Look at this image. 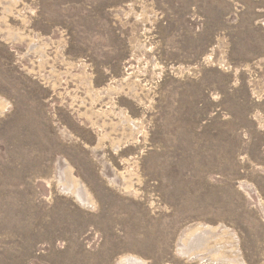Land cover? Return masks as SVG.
I'll use <instances>...</instances> for the list:
<instances>
[{
    "label": "rangeland",
    "instance_id": "obj_1",
    "mask_svg": "<svg viewBox=\"0 0 264 264\" xmlns=\"http://www.w3.org/2000/svg\"><path fill=\"white\" fill-rule=\"evenodd\" d=\"M0 264H264V0H0Z\"/></svg>",
    "mask_w": 264,
    "mask_h": 264
}]
</instances>
